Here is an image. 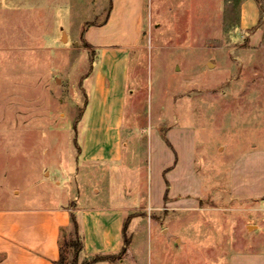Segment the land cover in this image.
Wrapping results in <instances>:
<instances>
[{
    "label": "rangeland",
    "instance_id": "1",
    "mask_svg": "<svg viewBox=\"0 0 264 264\" xmlns=\"http://www.w3.org/2000/svg\"><path fill=\"white\" fill-rule=\"evenodd\" d=\"M112 3L0 0V206L60 194L76 215L122 198L152 219L129 224L124 264H264V0H144L124 129L138 176L83 165L75 140L86 31Z\"/></svg>",
    "mask_w": 264,
    "mask_h": 264
},
{
    "label": "crops",
    "instance_id": "2",
    "mask_svg": "<svg viewBox=\"0 0 264 264\" xmlns=\"http://www.w3.org/2000/svg\"><path fill=\"white\" fill-rule=\"evenodd\" d=\"M144 23V0H113L109 19L90 26L86 31V41L94 47L97 57L86 78L89 103L76 132L81 148L80 163L83 165H107L111 171L115 169L118 173L127 171L139 175V167H132L125 160L124 149L128 140L124 129L128 98L133 94L129 86L130 58L133 49L140 45ZM88 81H91V88H88ZM172 190L171 185L170 192ZM181 197L179 194L178 198L170 195L168 202L163 200L167 206L155 207L149 202L148 209L154 213L169 208ZM55 199L46 205L0 206V264H54L59 260L62 230L70 227L74 209L68 206L72 200L60 194ZM120 200L121 203L105 207H75L84 245L82 262L98 255L116 256L121 252L125 220L137 209L128 206L124 199ZM146 217L152 223V219ZM146 217H134L129 229L134 222ZM130 235L133 240L131 231ZM131 254L130 245L122 259L94 264H124Z\"/></svg>",
    "mask_w": 264,
    "mask_h": 264
},
{
    "label": "trees",
    "instance_id": "3",
    "mask_svg": "<svg viewBox=\"0 0 264 264\" xmlns=\"http://www.w3.org/2000/svg\"><path fill=\"white\" fill-rule=\"evenodd\" d=\"M112 6H113V3L111 5V8H110L109 13L107 15V18L105 19L104 22H106L109 19L110 13L112 11ZM86 46H87V48H92L94 50V47L87 41H86ZM93 67H94V60L92 61L90 73L93 70ZM76 131H77V127H76ZM75 140L77 141V135L75 136ZM79 153H81V148H79ZM167 188H168L167 189V193H168L169 185L167 186ZM165 201L166 202L169 201L167 194L165 196ZM132 218H133V216H128L125 220V223H124V230H123L124 246H123L121 252L119 253L122 255L127 252L128 247L131 244V237L127 236V231H128V226H129ZM71 223L75 229V234H76V236H78V238H75V239L74 238L73 239L68 238L67 239L64 236V232L67 229L62 230V234H61V238H60V258L54 264H78V262H79V256L83 251L84 245H83V239L80 235L77 216L74 213L71 214ZM70 252H72V260L69 263L68 262V255ZM115 258H116V256H113V255H107V256L98 255V256H95L94 258H92L91 260H87V261L83 262L82 264H94V263H97L99 261H105V260H112L113 261Z\"/></svg>",
    "mask_w": 264,
    "mask_h": 264
}]
</instances>
